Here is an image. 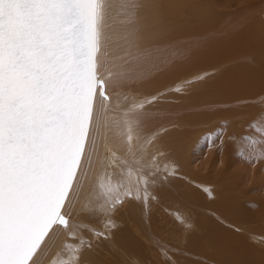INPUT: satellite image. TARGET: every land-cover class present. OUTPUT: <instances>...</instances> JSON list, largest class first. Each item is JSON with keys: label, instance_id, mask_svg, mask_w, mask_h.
Returning a JSON list of instances; mask_svg holds the SVG:
<instances>
[{"label": "bare ground", "instance_id": "1", "mask_svg": "<svg viewBox=\"0 0 264 264\" xmlns=\"http://www.w3.org/2000/svg\"><path fill=\"white\" fill-rule=\"evenodd\" d=\"M235 1L242 8L244 0H135L139 7L133 16L129 0H101V53L107 69L108 58L112 54L123 57L133 40L138 42L141 55L138 62L126 66L131 69L129 79L114 77L109 88L111 104L98 112L95 146L90 164L80 177L77 208L106 173L125 167L126 158L134 163L142 156L148 161L153 155H163L159 157L161 172L149 188L147 205L128 201L118 206L108 217L116 225L114 229L97 223L96 227L106 236L110 233L111 238L100 237L105 240L98 241L102 251H96V242L85 248L80 264H264V160L237 154L244 144L242 129L264 114V24L257 16L242 13L241 22L230 27L208 25L210 20L220 24V6L223 3L228 9ZM215 39L235 40L245 47L238 54L216 53L212 57L217 58L210 59L207 51ZM174 50L184 55L172 57ZM121 57L117 68L122 64ZM201 76L204 78L199 79ZM139 87L146 89L147 99L157 97L146 108L136 110L146 115L143 120L133 119L129 112L144 100ZM178 87L182 91L177 92ZM211 87L215 91L209 99ZM188 91H194L199 115L208 119L205 126L194 125L196 111L193 113L190 106ZM153 116L158 126L164 123L161 136L154 132ZM203 131L215 132L214 142L207 143L210 156L205 165L218 169L222 153L231 150L232 165L230 170L225 169L227 173H217V187L211 186L207 174L189 158ZM166 133H174L175 141L165 142ZM165 162H169V172L172 164H184L186 174L179 183L175 174L164 173ZM231 178L234 182L228 181ZM191 180L201 186V194L198 187L191 189ZM209 198L213 200L208 202ZM160 202L169 205L170 214L177 209L175 215L179 217L175 216L177 221L161 234L157 228H165L164 218L169 213L156 212ZM183 209L184 215L180 213ZM146 231L150 236L154 232L151 239L145 237ZM156 237L163 240L160 251ZM88 238L99 239L90 234ZM66 241L62 230H54L43 246L39 264L64 259Z\"/></svg>", "mask_w": 264, "mask_h": 264}, {"label": "snow or ice", "instance_id": "2", "mask_svg": "<svg viewBox=\"0 0 264 264\" xmlns=\"http://www.w3.org/2000/svg\"><path fill=\"white\" fill-rule=\"evenodd\" d=\"M128 6L135 16L139 5L129 0ZM102 19L101 0H0V264H39L54 230L66 234L67 256L51 264H80L83 250L92 246L88 235L106 238L96 224L112 227L108 217L128 201L147 205L159 178L162 153L125 161L77 208L98 112L111 104L114 77L129 79L126 66L141 55L133 40L122 64L107 69ZM156 99L134 104L132 118L144 119L136 110ZM241 139L238 155L264 160V114ZM175 167L169 172L165 162L163 171L174 175Z\"/></svg>", "mask_w": 264, "mask_h": 264}, {"label": "rangeland", "instance_id": "3", "mask_svg": "<svg viewBox=\"0 0 264 264\" xmlns=\"http://www.w3.org/2000/svg\"><path fill=\"white\" fill-rule=\"evenodd\" d=\"M256 5H258V6H256ZM223 6H224V4L222 3V6H220V8H219V10L222 13V20H221L220 24L217 21L210 20L209 23H208L209 26H214L215 27L217 25H220L222 27L223 26L230 27L233 24H236V23L241 22L239 20V16L242 13H248V14H251V15H255V16H257L259 18L260 22L262 24H264V0H244L242 2V8H239L237 6V2L234 3V4H232L231 8H228V9H226ZM244 8L251 9V10H245ZM216 11H217V9H215V12L214 13H216ZM192 27L199 28L196 25H194ZM209 35H211V34L209 33ZM244 47H245L244 45H240V42H235V40L228 42V41H224V40L215 39V40H213L210 43L207 52H208V55H209L210 59H212V58L213 59H216L217 57H215V58L212 57V56L216 55V53L226 54V56H227V54H232V53H235V52L238 54V52L239 53L242 52V50L244 49ZM216 50H217V52H216ZM233 51H235V52H233ZM182 54L184 55L183 52L178 53V50H174V53H172V57L178 56V58H179V57L182 56ZM120 57H121V55H118V54L117 55H114V54H112L108 58V61H109L108 66L110 67L111 70H114V69L117 68V60ZM220 71H221V74H222L223 70H220ZM214 91H215V89L213 87H211V89L209 91V94H208V98L209 99L212 98V96L214 94ZM188 92L191 95V104L195 106V107H192V105H190L191 108H192V110H193V113L196 111L195 112V115L193 116L194 125L197 126V127L205 126L208 123V119L205 116H200L199 115L200 108L198 107L197 101L194 100V98L192 97L194 91H188ZM139 95L144 100L147 99L148 93H147V91H146V89L144 87H139ZM146 105H145V108H146ZM188 106L185 107V108H188ZM148 107H152V106L151 105H148ZM119 110H121V109H119ZM123 110H124V108L122 109V111ZM173 112H177V110H173ZM155 117L156 116H153V118H152V121H153L154 127H155V131L154 132H157V134L159 136H161L162 133H164V130L162 129V127L164 126V123H161L158 126L155 123ZM145 118H147L146 115H145ZM245 129L246 128H244L242 130L245 132ZM179 131L180 130L176 131L175 133H178ZM185 133H187V132H185ZM200 133H202V136H201V138L199 140V145H198V147L196 149H194L191 152V154L189 155V158H190L191 161L195 162V165H198V166H200L202 168L201 170H202L203 173L207 174V178H208V181L211 184V186H212V184H214L217 187V173L219 171H222V174L227 173L228 171L225 170V169H227L229 167V170H230V166L232 165L231 150H229V151H226L225 150L222 153L221 160L217 164L218 169H217L216 166H212L210 164L205 165L204 163L208 160V158L210 156V154H209L210 153V147L207 145V143H208L207 137H208L209 134H212L213 138L215 139V132L211 133V132H205V131H203V132H200ZM170 134H171V137L169 138V135ZM169 140L175 141V139H174V133H166V137L164 138V141L165 142H168ZM211 142H214L213 139H212ZM147 159L148 158H145L144 161H146ZM125 161L128 162V163H133V162H131L129 160V157L126 158L124 160V162ZM185 174H186V172H185V166H184V164L178 165L176 167V171H175V176L177 178H179V181H177V183H179L184 178ZM228 181H233V179L231 178ZM189 182H190L191 189L193 190V187H198L199 188V192L201 194V188H200L201 186L196 181H192L191 180ZM179 192L184 193L185 190L179 189ZM207 196H209V195H207ZM212 200H213L212 198H209L208 199V202H211ZM221 203H223L222 200H221ZM168 206L169 205H164V204H161V202H160L158 204L157 208H156V212L158 214H160V213H162L164 211L163 213L168 214L169 213V210L167 208ZM192 208L194 210H197L200 207H192ZM205 209H208V208H205ZM177 211L178 210L175 209L171 214L169 213L167 216H165L164 219L166 220L167 223L165 224V228H163V227L157 228V229H159V234H161V233H167L168 232V229H170L171 226L174 224V222L177 221L176 218L179 219V217L175 215L177 213ZM185 212H186V210H184V209L180 211V213L182 215H184ZM209 213H211V212H209ZM170 215H171V218L170 219H172L171 224H169V222H168V218H169ZM175 216H176V218H175ZM164 219L162 221H164ZM102 224L103 223H101V226H102ZM115 226L116 225H114L113 227H115ZM126 226H128V224ZM113 227H109V228L114 229ZM144 229L147 230L148 228H144ZM262 233H264V231H262ZM153 234H154V232L152 233V235ZM152 235L151 236L148 235V231L145 232V237L148 238V239H151ZM107 236H106L105 239L107 240V238H108V240H109V238H111L110 233H107ZM88 239L91 241L92 244L96 242V244H93L94 247H95V249H96V251H102L103 248L100 247L99 242L105 241L104 239L102 240V239L99 238L97 241L96 240L93 241L90 238H88ZM115 239H116V241L119 240V238H115ZM155 239H156V242H157V248H158L157 251H160L161 249H163V246H162L163 245V240L161 238H159V237H156ZM123 250L125 251L126 249H123ZM262 250L264 251V248ZM138 263L139 264H143V262H141V261H139Z\"/></svg>", "mask_w": 264, "mask_h": 264}]
</instances>
